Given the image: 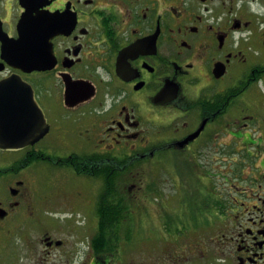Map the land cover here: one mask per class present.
I'll return each instance as SVG.
<instances>
[{
	"label": "flooded vegetation",
	"instance_id": "flooded-vegetation-1",
	"mask_svg": "<svg viewBox=\"0 0 264 264\" xmlns=\"http://www.w3.org/2000/svg\"><path fill=\"white\" fill-rule=\"evenodd\" d=\"M0 264H264V0H0Z\"/></svg>",
	"mask_w": 264,
	"mask_h": 264
},
{
	"label": "trees",
	"instance_id": "trees-1",
	"mask_svg": "<svg viewBox=\"0 0 264 264\" xmlns=\"http://www.w3.org/2000/svg\"><path fill=\"white\" fill-rule=\"evenodd\" d=\"M118 219H119V217L114 218V222L116 223V222L118 221ZM101 227H103V226H101ZM103 228H104V227H103ZM106 237H108V236H106Z\"/></svg>",
	"mask_w": 264,
	"mask_h": 264
},
{
	"label": "rangeland",
	"instance_id": "rangeland-1",
	"mask_svg": "<svg viewBox=\"0 0 264 264\" xmlns=\"http://www.w3.org/2000/svg\"><path fill=\"white\" fill-rule=\"evenodd\" d=\"M130 206H132V207H136V204L131 203Z\"/></svg>",
	"mask_w": 264,
	"mask_h": 264
}]
</instances>
